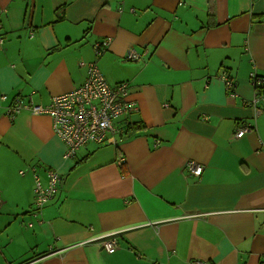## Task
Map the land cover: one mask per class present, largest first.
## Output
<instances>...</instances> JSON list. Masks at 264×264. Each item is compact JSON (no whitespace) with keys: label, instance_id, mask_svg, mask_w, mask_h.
<instances>
[{"label":"crops","instance_id":"obj_1","mask_svg":"<svg viewBox=\"0 0 264 264\" xmlns=\"http://www.w3.org/2000/svg\"><path fill=\"white\" fill-rule=\"evenodd\" d=\"M0 38V264H262L264 87L251 74L264 76V0H0ZM130 47L137 61H123ZM91 61L128 83L134 109L115 143L64 159L49 116L6 106L47 104ZM190 160L198 177L184 176ZM31 167L61 177L35 214ZM109 233L112 253L96 239Z\"/></svg>","mask_w":264,"mask_h":264},{"label":"built area","instance_id":"obj_2","mask_svg":"<svg viewBox=\"0 0 264 264\" xmlns=\"http://www.w3.org/2000/svg\"><path fill=\"white\" fill-rule=\"evenodd\" d=\"M111 43V38H105L100 44H95V53H103ZM98 48V50H97ZM140 55L132 47L126 50L124 61H137ZM81 65L84 63L80 62ZM95 63H90L86 67V79L82 85L69 92L52 97L47 104L35 103L32 96L16 97L6 106L5 114L8 118H14L23 110L29 111L33 115H47L51 118L53 133L65 144L63 153L64 159L75 157L77 151L93 144H113L115 143L116 128L114 120L122 114H127L134 109L132 102L128 101V84L123 82L114 85L108 84ZM227 90L233 88V81L226 75L221 76ZM252 84L256 88L264 87V76L251 74ZM1 100L6 99V95L0 96ZM256 101V100H255ZM250 125H245L235 132L236 137H241L250 131ZM36 168V167H35ZM34 167H31L33 175L34 209L33 213L40 212L41 207L51 200L57 193L61 177L55 170L46 169V181L43 182L41 176ZM21 176L27 172L26 169L18 170ZM184 176L201 175L203 166L187 161L183 166ZM1 203V200H0ZM40 222V221H39ZM28 228L31 223L27 224ZM99 244L106 251L112 253L116 250L117 239L115 234L109 233L97 236ZM264 264V258L261 262ZM189 264H201L199 261H190Z\"/></svg>","mask_w":264,"mask_h":264},{"label":"trees","instance_id":"obj_3","mask_svg":"<svg viewBox=\"0 0 264 264\" xmlns=\"http://www.w3.org/2000/svg\"><path fill=\"white\" fill-rule=\"evenodd\" d=\"M30 36H32V32H30ZM105 38H109V37H104V38H102V39L105 40ZM1 41H2V40H1V38H0V42H1ZM100 43H101V40H100L99 42H97V44H100ZM108 47H109V46H108ZM108 47H107V48H108ZM107 48H106V49H107ZM106 49H104V50H106ZM97 50H98V48H97ZM104 50H103V51H104ZM94 54H95V57H98V55H97L95 52H94ZM102 54H103V53H102ZM100 55H101V54H100ZM100 55H99V56H100ZM98 58H99V57H98ZM123 61H124V60H123ZM90 63H95L94 65L97 64L96 62L91 61V62L86 63V67H87L88 64H90ZM96 66L98 67V65H96ZM98 69H99V67H98ZM100 72H101V71H100ZM101 74H102V73H101ZM104 78H105V77H104ZM85 79H86V78H85ZM84 81H85V80H84ZM106 81H107V80H106ZM120 83H123V82H120ZM125 83H127V82H125ZM82 84H83V83H82ZM82 84H81V85H82ZM108 84H109V83H108ZM118 84H119V83H118ZM127 84H128V83H127ZM109 85H110V84H109ZM79 86H80V85H79ZM79 86H78V87H79ZM27 96H28V95H27ZM20 97H21V96H20ZM25 97H26V96H25ZM0 200H1V199H0ZM0 205H1V203H0Z\"/></svg>","mask_w":264,"mask_h":264},{"label":"rangeland","instance_id":"obj_4","mask_svg":"<svg viewBox=\"0 0 264 264\" xmlns=\"http://www.w3.org/2000/svg\"><path fill=\"white\" fill-rule=\"evenodd\" d=\"M82 63H84V62H82ZM89 144H93V143H89Z\"/></svg>","mask_w":264,"mask_h":264}]
</instances>
